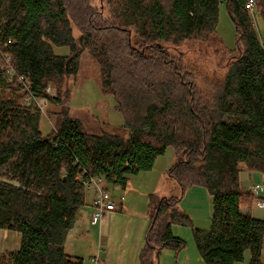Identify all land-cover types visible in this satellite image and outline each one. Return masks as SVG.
I'll return each instance as SVG.
<instances>
[{
  "label": "trees",
  "instance_id": "obj_1",
  "mask_svg": "<svg viewBox=\"0 0 264 264\" xmlns=\"http://www.w3.org/2000/svg\"><path fill=\"white\" fill-rule=\"evenodd\" d=\"M248 0H0V228L21 234L20 250L0 264H84L65 251L67 236L86 207L81 175L102 176L125 188L151 172L169 148L167 175L179 197L153 198L151 222L139 264H159L167 249L187 244L173 225L191 227L205 264H264V221L242 213L255 197L240 186L242 166L264 174V43L253 26ZM237 28V49L223 87L204 94L198 71L182 55L192 40L217 41L220 7ZM264 21V0H256ZM79 32L76 35L75 31ZM55 47L70 54L57 56ZM85 49L98 61L101 90L125 119L127 139L89 133L62 109L46 135L43 113L22 106L31 83L35 101L52 100L49 85L78 75ZM9 169L3 172V169ZM203 187L212 200L209 228L196 227L181 209L186 192ZM117 210V203L116 209Z\"/></svg>",
  "mask_w": 264,
  "mask_h": 264
},
{
  "label": "crops",
  "instance_id": "obj_2",
  "mask_svg": "<svg viewBox=\"0 0 264 264\" xmlns=\"http://www.w3.org/2000/svg\"><path fill=\"white\" fill-rule=\"evenodd\" d=\"M164 157L166 161L162 165V170H152L133 177L125 188L105 184L106 189L117 201V210L109 213L98 224H93L91 219L94 195L87 194V205L67 236L65 251L70 256L82 258L84 264H139V256L145 245V233L151 222L153 211L151 201L153 198L169 197L168 194L175 190L167 175L174 162V150L169 148ZM239 178L241 188L255 197L252 207H243L242 213L264 221V208L258 205V201L264 198V191L255 194L253 190L258 183L264 186V174L242 166ZM179 194L181 195V189ZM203 201L204 205L201 203ZM205 201L208 203L206 208ZM181 209L193 218L196 227L209 228L212 200L203 187L190 188L182 199ZM21 243L20 233L0 228V254L18 252ZM248 253L246 252L244 261L238 264H249ZM182 257L185 264H192L190 255ZM262 261L264 262V249Z\"/></svg>",
  "mask_w": 264,
  "mask_h": 264
},
{
  "label": "rangeland",
  "instance_id": "obj_3",
  "mask_svg": "<svg viewBox=\"0 0 264 264\" xmlns=\"http://www.w3.org/2000/svg\"><path fill=\"white\" fill-rule=\"evenodd\" d=\"M262 11L256 8L252 15L253 26L260 35L264 43V21L260 14ZM76 35H79L77 30ZM219 40L206 42L195 39L187 42L180 50L170 48L169 54L172 56L182 55L184 59L193 65L198 71L199 87L203 93L218 92L223 87L224 77L227 73V63L229 61L227 52H234L237 49V28L231 18L226 6L220 7L219 22L217 27ZM57 56H67L70 50L67 47H55ZM102 72L98 61L92 56L89 50L85 49L81 57V65L78 75L66 78L62 86L51 84L47 88L48 95L52 100H63L61 105H57L49 100H34L35 106L41 109L43 118L41 120V130L46 135L50 132L62 109L69 110L72 117L80 119L86 126L89 133H98L103 130L112 135H118L125 139L129 137V132L124 129L125 119L120 111L116 109V102L112 95H104L101 90ZM22 98L20 103L26 105L25 99L28 95L22 90L19 93ZM166 161L165 157L158 159L153 170H162V165ZM7 172V168L3 169ZM169 182L175 186L169 197H179L180 186L175 180L168 178ZM5 178H0V182H5ZM177 190V193H176ZM204 205V201L201 202ZM208 203L205 201V207ZM212 209H210V215ZM107 216V215H106ZM195 223V222H194ZM198 223V222H197ZM98 224V223H97ZM172 233L175 237L182 239L186 248L180 251L167 249L160 255L159 264H185L183 257L187 254L191 256L192 264H205L198 253L193 231L191 227L173 225ZM187 250V251H183ZM183 251V252H182ZM182 252V255L180 253ZM249 254V253H248ZM242 263V262H241ZM264 263V262H263Z\"/></svg>",
  "mask_w": 264,
  "mask_h": 264
},
{
  "label": "built area",
  "instance_id": "obj_4",
  "mask_svg": "<svg viewBox=\"0 0 264 264\" xmlns=\"http://www.w3.org/2000/svg\"><path fill=\"white\" fill-rule=\"evenodd\" d=\"M256 0H248L247 9L249 14L252 16L256 10ZM10 58L7 57V76L9 81H15L23 87V91L28 95V98L25 99L26 105H33L34 104V97L31 94V83L28 78L25 76H15L14 70L10 66ZM82 183L85 187L86 194H93V213H92V222L93 224L100 223L106 215L111 212H114L116 209L117 201L111 194V192L106 189L105 184L106 180L102 176H94L89 174L88 172H84L81 175ZM254 193L258 194L264 191V186L262 184H256L253 188ZM258 205L264 208V198L258 201Z\"/></svg>",
  "mask_w": 264,
  "mask_h": 264
},
{
  "label": "bare ground",
  "instance_id": "obj_5",
  "mask_svg": "<svg viewBox=\"0 0 264 264\" xmlns=\"http://www.w3.org/2000/svg\"><path fill=\"white\" fill-rule=\"evenodd\" d=\"M247 7V6H246Z\"/></svg>",
  "mask_w": 264,
  "mask_h": 264
}]
</instances>
